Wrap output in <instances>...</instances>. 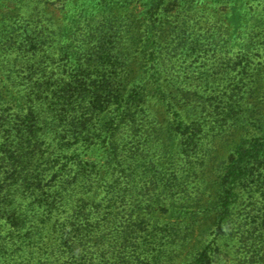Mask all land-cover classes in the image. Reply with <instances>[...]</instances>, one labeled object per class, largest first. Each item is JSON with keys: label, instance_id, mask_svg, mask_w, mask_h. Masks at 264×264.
Returning a JSON list of instances; mask_svg holds the SVG:
<instances>
[{"label": "trees", "instance_id": "trees-1", "mask_svg": "<svg viewBox=\"0 0 264 264\" xmlns=\"http://www.w3.org/2000/svg\"><path fill=\"white\" fill-rule=\"evenodd\" d=\"M42 1L34 0L26 28L0 37V75L9 78L8 84L0 82V223L12 228L3 247L11 254L7 264H212L207 249L177 251L189 230L170 228L151 210L168 206L174 215L192 205L189 188L196 181H182L180 170L207 164L196 159L208 155L217 131L244 122L234 100L245 98L244 72L229 84L207 73L208 97L198 96L193 89L199 86L185 81L182 70L171 76L154 68L149 77L155 81L142 83L140 66L126 56L128 47L124 55L119 52L123 28H109L95 17L96 31L60 53L37 20ZM151 1L158 9L164 4ZM107 6L106 0H93L74 10L83 18ZM83 24L77 20L78 28ZM140 28L134 21L128 31L138 39ZM158 44L153 39L156 60ZM50 49L64 57L48 54ZM147 99L177 115L171 138L178 147H172L185 164L174 167L170 194L154 190L156 181L169 179L166 173L157 176L158 127L147 124L144 135L138 127ZM195 107L202 112L192 119L189 110ZM144 137L150 146L142 145ZM245 141L237 144L226 176L228 203L236 195L234 184L264 168V134ZM95 153L103 163L93 160ZM248 159L260 164L252 168Z\"/></svg>", "mask_w": 264, "mask_h": 264}, {"label": "rangeland", "instance_id": "rangeland-1", "mask_svg": "<svg viewBox=\"0 0 264 264\" xmlns=\"http://www.w3.org/2000/svg\"><path fill=\"white\" fill-rule=\"evenodd\" d=\"M91 2L93 0H43L39 4L41 13L37 20L46 29V36L57 41L60 53L72 50L73 41L80 35H92L91 31H96L92 26L97 17L109 28H123L125 33L120 38L122 50L119 52L124 55L128 47L130 52L126 56L132 59L133 65L140 66L142 83L155 81L149 77L154 68L168 70L171 76L182 70L185 81L199 86L193 89L199 91L198 96L208 97L212 88L208 87L207 73L212 76L218 73L219 81L229 84L234 77L237 81L242 77L239 71L244 72L241 95L245 98L242 101L234 98L237 105L241 104L238 115L244 122L217 131L208 155L203 158L200 154L201 158L196 159L205 160L207 164H192L188 172L180 170L182 181H196L189 188L192 205L174 215L165 210L171 207L160 209L157 204L151 211L155 220L164 221L170 228L177 225L189 230L177 251L187 254L189 250L207 249L211 251L212 264H264V168L234 184L237 185L234 186L236 195L231 203L225 198V189L229 187L226 176L237 158V144L245 143V139L253 141L264 134V0H163L159 9L151 0H106V10H93L88 16L79 18L80 13L74 8ZM33 3L34 0H0V37L9 30L26 28L32 19ZM114 9H120L118 15L114 14ZM78 19L84 22L85 28H78ZM134 21L141 26L138 39L128 31ZM153 39L159 40L155 47L157 60L151 53ZM55 51L58 50L50 49L48 54L54 55ZM60 53L54 56L63 58ZM6 74L1 73L0 82L8 84ZM258 85H263L260 91ZM253 87L257 89L252 92ZM141 107L144 110L139 112L137 120L140 134L144 135L143 129L149 123L158 127L153 151L158 169L164 172L158 170L157 176L166 173L169 178L161 185L156 181L154 190L170 194L175 187L174 167L185 164L176 156L178 141L174 143L171 138L177 115L153 99H147ZM189 111L193 119L201 115L202 109L195 107ZM256 120L258 124L254 126ZM145 139L142 145L150 146ZM93 158L103 163L101 155L95 153ZM249 162L252 168L260 164L253 159ZM226 203L228 208H223ZM199 204L204 211H199ZM11 229L0 223V264H7L11 256L3 248L10 239Z\"/></svg>", "mask_w": 264, "mask_h": 264}]
</instances>
